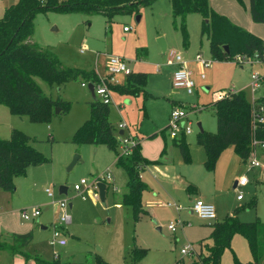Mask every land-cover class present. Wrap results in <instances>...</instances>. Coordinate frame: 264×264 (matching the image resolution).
<instances>
[{
    "label": "rangeland",
    "instance_id": "1",
    "mask_svg": "<svg viewBox=\"0 0 264 264\" xmlns=\"http://www.w3.org/2000/svg\"><path fill=\"white\" fill-rule=\"evenodd\" d=\"M207 1L213 10L215 9L212 6L215 5L218 9L227 11L239 23H255L256 29L264 33V23L250 19L245 6L247 0H242L243 5L237 0ZM215 11L230 19L225 13ZM201 23L199 13L194 12L187 16V42L184 44L178 24L175 26L172 23L169 0H152L149 4L131 5L129 10L114 12L110 18L101 12H58L49 9L36 13L32 39L42 46L51 47L69 66L84 67L91 63V67L95 61L97 69L103 72L106 52H111L124 56L133 72H144L145 84L139 85L136 90L111 91L108 118L115 126L117 150L121 153L120 139L123 136L139 135L142 136L144 156H157L166 140L168 156L172 152L174 159L176 157L182 161V156L165 127L168 111L174 100L183 106L190 121L191 132L184 135V138L189 145V156L192 157L189 166L194 165L196 171L195 164L203 154L202 146L192 142L198 131L196 122L199 121L205 130H214L212 102L214 92L218 89L241 87L245 97L250 99L246 83L254 69V65L247 64L248 62H243L240 66L233 59L235 55L231 58L223 55L213 58L207 38L201 32ZM239 23L236 24L245 28ZM125 25L129 27L128 30L123 29ZM159 37L165 42L166 49H175L191 58L199 52L209 60V65L203 68L202 78L197 74L198 64H190L194 80L190 93L184 88L172 90L170 72L173 66L162 65L158 70L155 69L156 65L164 61L166 55L161 50ZM94 70L96 71L95 68ZM35 80L54 102L66 101L68 108L56 112L54 107L47 119L36 121L12 113L6 105L0 104V136L8 138L12 128L19 129L30 136L32 145L47 158L40 163H30L25 174H14L13 189L0 187V213L10 214V218L18 224L31 222L33 225L32 240L25 249L31 254L39 253L50 259L86 261L92 264H95L96 258L102 259L101 264H176L178 259L182 260L179 264H199V251H203L204 244H210V240L202 239L204 243L201 242V247L196 240L206 234L202 232L207 230L209 221L186 210V204H190L191 200L182 203L175 200V197L166 200L160 195V204L149 208L155 216L143 212L135 218L129 205L116 203L125 190L127 176L125 170L115 163L116 152L103 143H77L72 140L76 128L90 114L91 99L98 98L92 96L87 85L81 84L88 82L89 78L77 74L53 85L40 77H35ZM119 121L126 124L122 134L118 133ZM180 136L178 131L175 138L179 139ZM195 146L199 149L200 156L194 149ZM231 150V146L223 148L219 159L228 156ZM76 154L77 160L68 169ZM260 158L264 160V156ZM237 166L236 176L239 172L246 174L248 183L237 188H232L228 183L229 188L222 190L223 185L218 176L216 177V194L219 197L217 204L223 212L219 216L216 211L215 219L221 218L226 212L234 211L239 220L247 221L257 217L264 222V170L262 166L249 168L242 160H237ZM107 169L113 172L117 189L113 190L109 185L106 188L105 202H101L95 197L92 184ZM145 170H142L144 174L150 172L146 179L153 185L152 177L157 174L149 169ZM81 177L86 178L89 183L82 187L84 198L73 188V184ZM60 185L67 186L66 193L58 192ZM46 187L53 191V196L48 195ZM236 193H241L243 198L235 200ZM58 198H66L71 202L68 207L71 221L63 226V235L67 239L65 245L49 244L53 223L58 218V211H55L52 200ZM166 201L180 203L184 209L177 213L173 206L165 205ZM213 205L216 210V204ZM35 206L40 208L38 221L36 217L23 219L20 216L22 209L30 211ZM175 219H182V222L175 223L174 231L167 229L166 224L169 221L175 222ZM40 224L45 227L41 228ZM3 237L11 240L9 234L5 233ZM187 242L195 248L194 253L188 256L180 253V247ZM140 248H144V251L137 257L134 250ZM250 259L251 253L244 236L235 232L229 239V245L221 251L219 262L236 264L235 261L244 262ZM0 264L35 263L21 255L0 250ZM257 264H264V251Z\"/></svg>",
    "mask_w": 264,
    "mask_h": 264
},
{
    "label": "trees",
    "instance_id": "2",
    "mask_svg": "<svg viewBox=\"0 0 264 264\" xmlns=\"http://www.w3.org/2000/svg\"><path fill=\"white\" fill-rule=\"evenodd\" d=\"M152 0H17L5 7L0 17V104L6 105L10 112L19 116H27L31 120H45L54 107L67 110L66 101L54 102L36 82L40 77L50 85L81 75L96 79L93 68L69 66L49 46H42L32 39L34 17L36 13L46 10L58 12L81 11L85 13H105L111 17L114 12L129 10L131 5L149 4ZM243 5L242 0H237ZM170 15L173 25H177L182 34L183 43L187 42L185 19L188 13H199L202 18L201 32L205 34L209 51L213 58L222 57L236 59L237 55L252 57L254 54L264 61V41L249 30L232 22L225 15L213 10L207 0H169ZM247 10L252 21L264 23V0H247ZM226 45L227 49H223ZM145 84L144 72H133L127 75L125 82L117 85L119 91H134ZM260 101L264 103V98ZM179 104L180 103H176ZM109 106L98 98L90 101V114L73 133L72 140L103 143L116 152L115 163L126 172V191L121 195L120 203L129 205L133 216L137 218L144 212L142 190L145 183L140 171L145 164L155 160L147 159L141 154L139 139L130 145L129 153L122 154L117 150L115 126L108 118ZM214 130L201 129L195 135V141L204 150L203 166L212 169L219 152L231 145L235 154L244 160L252 150L253 137L264 138V121L252 119L251 106L243 89H237L212 102ZM161 131V130H160ZM179 139L172 138L184 161H189L187 141L180 132ZM47 159L40 150L30 142V136L16 128H12L8 138L0 136V187L13 189V175L25 174L30 163H40ZM188 190L193 185L188 183ZM209 234L199 240L209 239L203 251H199V264H220L219 257L223 248L229 245V239L235 232L242 234L251 253L249 261H235L236 264H257L264 251V222L257 217L252 220H239L235 213L226 214L221 219L209 223ZM32 240V231L13 233L11 240L0 235V250L19 253L26 260L33 259L36 264H92L86 261L60 260L47 258L39 253L31 254L25 247ZM204 243V242H202ZM201 247V245H200ZM144 248L135 249L137 257ZM102 259L96 258L95 264Z\"/></svg>",
    "mask_w": 264,
    "mask_h": 264
},
{
    "label": "built area",
    "instance_id": "3",
    "mask_svg": "<svg viewBox=\"0 0 264 264\" xmlns=\"http://www.w3.org/2000/svg\"><path fill=\"white\" fill-rule=\"evenodd\" d=\"M46 0H40V2H45ZM124 30L129 29L128 26H123ZM164 58L165 64H174L175 67L171 72V86L176 90L178 88H184L187 93L192 91L194 85L192 79V70L187 66V60L182 56L179 51L169 48L166 51ZM236 59L243 62L257 61L258 58L254 54L252 57H247L245 55H237ZM193 60L198 64L199 71L198 74L200 77H203V68L209 65V60L204 58L199 52H196L193 56ZM132 68L128 64L126 58L120 54L107 53L104 61V71L99 72L96 70V79L91 81L93 83V89L95 96L98 97L104 103H110L112 100L111 91L114 86H117L123 82V78L126 77ZM89 82V81H88ZM88 82H82V85H87ZM247 87L249 91L250 106H251V116L252 119L261 122L264 121V103L260 101L261 98H264V71L252 70L249 75V80L247 82ZM258 90H261L260 93H257ZM235 91L232 89L227 90H217L214 92V99L221 98L228 93ZM118 127L123 131L126 128V124L122 121H119ZM166 130L168 135L171 138L176 137L177 132H182L187 134L191 131L190 121L187 119L186 111L183 109L182 105L173 104L171 105L168 113ZM121 153H129V146L134 145L137 142V138L131 137L129 135L123 136L121 139ZM252 150L250 154L242 160L249 168H255L257 166H262L264 169V160L261 159L257 154L256 150H264V138L258 139L253 137L251 139ZM104 181L106 186L111 185L113 189H116L113 183V177L110 169L105 170L97 176V180L94 181L95 197H99L97 182ZM248 181L246 174H240L235 179V186H240L245 184ZM89 183L86 178L81 177L78 182L73 184V188L78 191L81 196L84 198L83 186H88ZM48 195L53 196V191L46 187ZM242 197L241 193H236L235 198L240 199ZM55 210L58 211L57 221L53 223L52 226V236L49 240V244H60L63 245L66 243V237L63 235L62 230L65 224L71 221V215L68 212L69 202L66 198H58L52 200ZM166 205H171L175 210H178L182 207L180 203L176 202H165ZM188 208L193 211L199 218L211 221L215 217L214 206L211 202L205 201L201 198H195L188 205ZM40 214L39 206H35L32 210L28 211L25 208L20 211V216L23 219L34 218ZM182 220L175 219L174 221H169L166 224L167 229L173 231L175 229V223H181ZM195 251V248L191 243L187 242L186 244L180 247V253L182 255H191ZM182 260H176V264H179Z\"/></svg>",
    "mask_w": 264,
    "mask_h": 264
},
{
    "label": "crops",
    "instance_id": "4",
    "mask_svg": "<svg viewBox=\"0 0 264 264\" xmlns=\"http://www.w3.org/2000/svg\"><path fill=\"white\" fill-rule=\"evenodd\" d=\"M16 1L17 0H0V17L4 13L5 7L8 6L11 3L16 2ZM247 4L248 3L246 1V5H245L246 7H247ZM212 7L215 10L219 11V12L225 13L232 20V22L239 23V21H237L236 19H234V18L232 19L227 11L220 10L215 5H213ZM189 14H191V13H188L186 15V18H187V16ZM251 23L252 22H250V21L248 23H246V21H245L244 23H239V24L243 25L250 32H252V33L260 36L262 38V40L264 41V33L260 32V31H258L256 29L257 26H255L256 25L255 23H252V24ZM161 50H162V52H165L167 50L166 49V46H165V42H164V48L161 49ZM106 53H108V52H106ZM183 55H184V53H183ZM183 57L187 60V66L191 69L190 64L192 62H195L193 60V57L192 58L191 57H188L186 54ZM95 63L96 62L94 61V64L92 63L93 66H91V67L89 66L91 63L87 64L84 67L85 68H88V69H90V68H93L94 69L95 68L96 70H98L97 67H96V65H95ZM241 64H243V63H241ZM247 64L254 65V69H252V70H258V71H261V72L264 71V61H260V60L251 61V62H248ZM162 65H168V66L171 65V66L175 67L174 64H165L164 62H162L161 64L156 65V68L155 69L158 70L159 67L162 66ZM103 66H104V64H103ZM80 67H82V66H80ZM99 72H102V71H99ZM171 72H170V85H171ZM192 74H193V70H192ZM192 74H191V76H192ZM126 77L123 78V81H124V79H126ZM193 82H194V80H193ZM246 85H247V83H246ZM117 87L118 86H114L113 89H117ZM174 89L175 88L172 87V90H174ZM227 89L237 90V89H242V88L241 87L231 86L229 88H223V89H218V90H227ZM260 91L261 90H258L257 93H260ZM178 102H179V100H178ZM173 104H176V101L172 100L171 105H173ZM168 113H169V111H168ZM189 133H187V134H189ZM187 134H184V135H187ZM134 137L137 138V139H139V143L141 145V154H142V144H143V142L141 141L142 136L137 135V136H134ZM192 142H194V143L202 146L200 143H197L195 141V136H194V140H192ZM167 145L168 144H167V142L165 140L163 142L162 148L160 149V151H158V154H157L158 157L156 155H151L150 157H146L145 156L147 159H151V160L153 159L155 161L153 163L145 164L142 170L149 169L153 173H156L157 174V176H156L157 178L156 177H152L153 178V181H154V184L153 185L152 184H149L146 178H148L150 172H148L149 174H144L142 170L140 171V177H141L142 181H144V183H145V188L142 190V194H141L142 195L141 198H142V204H143L144 212L145 213H152L153 216H155V213L152 210L150 211L149 208H151L152 205H158V204H160L159 200H161V199L158 197L160 195L161 196L163 195L166 198V200H168V198L171 199V198L175 197L176 198L175 200H180L179 202L182 201V203H186V201L189 202L190 200L192 201L195 198H201V199H203L205 201L211 202L212 204H216V210H215V205H213L214 206V211H215V217H214L213 220H216L215 219L216 218V211L218 212L217 214L219 216L222 214L221 212H223V209L220 210V207H218V204H217V201H218V198L219 197L216 194V193H218V191L216 190V186H215L216 177L218 176V178L220 180V183L223 185L222 190L229 188V184L228 183L231 184L230 186L232 188L239 187V186H235L234 182H235V179L238 177V175L242 173V172H239V174L236 176V171L238 170L237 160L238 161H241V159L235 154L233 148L229 152V155L228 156H225L224 158H220L219 159L220 153L223 150L222 149L219 152V154H218V156H217V158H216V160L214 162V165H213L212 169L207 170L203 166L204 150H203V147H202L203 154H202V157H199V159L197 160V164H195L196 165L195 168H197V170L195 171L194 170V165L189 166V164H191V162H192L191 161L192 160V157L189 156V161H184L183 158H182V161H180L178 158L176 159V157L174 159V156H172V152H171V155L168 156V154H167L168 149H165L167 147ZM227 146H231V145H227ZM188 149H189V145H188ZM194 149L196 150V152L200 156V152H199V149L197 148V146H195ZM256 154L259 157H262L263 158V156H264V150L257 149L256 150ZM115 160H116V157H115ZM198 166H200L201 168H198ZM111 174H112V177H113L114 186H116L115 185V182H116L115 181V177H114V174H113L112 171H111ZM126 179H127V177H126ZM126 179H125V185H124L125 186V190H123L122 193L124 191H126ZM188 183L192 184L193 185V188L191 190H188L187 191V189L185 187H186V185ZM247 183H248V181L244 185H246ZM113 190H115V189H113ZM122 193L120 194V196H119L118 200L116 201V203H120V199H121ZM242 198H243V196L240 199H236L235 198V200H241ZM166 202H170V201H166ZM52 205H53V207L55 209V206H54L53 202H52ZM188 205L189 204H186V210L189 213L190 212L194 213L193 211H191L188 208ZM166 206L172 207L171 205H166ZM182 208L184 209V206L183 205H182V207L180 209H182ZM180 209H178V210H175L174 209V210L177 213H179V210ZM231 213H234V211H232L230 213H227L226 212V213H224V215L231 214ZM38 216H40V214ZM38 216H36V220L37 221L39 220V217ZM221 218H219V219H221ZM210 222H212V220L209 221V223ZM209 223H207V224L209 225ZM40 227L41 228H44L45 225L40 224ZM157 227L159 229V226H156V228ZM206 229H207L206 231L202 232V234H205V233L206 234L204 236L200 237L199 239H197L196 240L197 242H199V240L201 238H203V237H205V236H207L209 234V232L211 230L210 226L206 227ZM28 230L33 231V225H32L31 222L25 223L24 225H22L20 222L18 224V223H16L15 221H13L10 218V214H5L4 212L0 213V235H1V237L3 239L6 240V238L3 237V234H5V233L6 234H9L10 237H12V234L13 233L26 232ZM64 230L65 229L63 228V230H62L63 231V234H64ZM8 241H10V240H8ZM66 243H67V239H66ZM65 244H63V245H65ZM14 254L21 255L19 253H14ZM28 260L34 262V260L31 259V258L28 259Z\"/></svg>",
    "mask_w": 264,
    "mask_h": 264
},
{
    "label": "water",
    "instance_id": "5",
    "mask_svg": "<svg viewBox=\"0 0 264 264\" xmlns=\"http://www.w3.org/2000/svg\"><path fill=\"white\" fill-rule=\"evenodd\" d=\"M138 19H139V16L136 17V20H138ZM158 40H159L161 49H163L164 48V42H163L162 38L159 37ZM223 49L224 50L227 49L226 45H223ZM87 87L89 88L92 96L95 97L94 89H93V83L91 81L88 82ZM174 90H176V89H174ZM59 110H60L59 107H55V111L56 112H58ZM196 126H197L198 131H200L202 129L201 124H200L199 121L196 122ZM118 133L119 134H122L123 133V130L122 129H119L118 130ZM77 158H78V154H76L73 157L72 161L70 162V164L67 167L68 169L71 168V166L75 163V161L77 160ZM97 188H98L99 199L101 200V202H105V193H106V188H107L106 183L104 181H98L97 182ZM58 192L59 193H66L67 192V186L60 185L58 187ZM69 205H71V202H69ZM157 229H158V227H157Z\"/></svg>",
    "mask_w": 264,
    "mask_h": 264
}]
</instances>
